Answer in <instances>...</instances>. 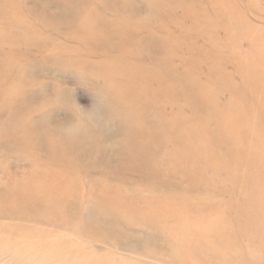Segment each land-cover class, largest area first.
<instances>
[{
    "label": "rangeland",
    "instance_id": "rangeland-1",
    "mask_svg": "<svg viewBox=\"0 0 264 264\" xmlns=\"http://www.w3.org/2000/svg\"><path fill=\"white\" fill-rule=\"evenodd\" d=\"M20 1L21 5L9 10L17 11V15L20 14L24 18H16L17 22L12 25L10 34L15 35V41L6 39L5 43L0 40V66L4 64V71L7 72L2 75L3 78L8 76L13 68L14 63L10 57L16 54L22 56L21 60L26 61L28 68L19 70L20 73L17 71L16 74H19L22 85L31 90L26 101H22V106L27 109L39 104L47 106L44 116L50 117L51 114V121L48 117V120L41 119L39 113H35L34 123L39 126L46 123L49 128H55L59 141H65L64 138L73 140L72 142L76 140L73 135H67V130L60 129V126L72 124L78 119L85 122L86 119L98 116L97 128L107 132V140H102L105 151L99 153L101 155L96 161L91 152L87 155L89 151L84 153L83 148L76 150L71 145L65 147L68 153H82V156H85L87 165H77L84 173L76 168L81 174L82 191L86 197L83 202V219L85 222L91 221L92 217L97 219L95 224L97 229H100L98 235L104 236L98 237V244L106 247L103 242H107L110 237L109 240H120L126 247L114 249L115 257H122L131 262L134 257L136 261L142 258L147 264H237L236 258L240 260L238 264H264V248L259 247L261 240L257 236L251 238L254 247L261 248L255 261L248 257H234L232 243L227 241L222 242L225 254L223 253L220 259L214 254L208 255L210 251L203 247L200 253L191 249L196 257L192 256L191 261H188L184 257L186 244L180 238L185 229L191 226L186 223L174 226V218H181H168L159 229H151L145 224L120 218L113 209L111 210L112 194L119 196L122 192L135 203H142L143 197H152L173 201L178 198L196 199L193 204L197 208L224 204L229 207L226 215L234 221V224L229 223L228 231L240 234L239 246L246 242L242 235L248 230L241 221L252 220L257 208L255 205H246L242 194L249 190V186L264 183V163L258 170L260 173L245 174L242 167H239L238 176H230L227 170L206 162L202 157L193 160V177L184 176L175 170L170 174V168L166 164L174 159L170 154L178 149L179 152L185 151L184 147L173 143L174 138H171L177 118L188 121L193 115L200 119L205 117V102L198 101L201 85H219L212 94V100L215 102L212 108L214 115L201 123L202 126L199 125L198 129L205 133L210 132L208 135L215 141L212 147L225 157L229 156L232 143L222 136L220 124L222 115L229 113L227 106L232 103L233 97L239 95L249 99L248 104L253 111L257 110V102L262 94H252L257 89V84L252 78L248 80L244 65L259 58L261 49L254 38L264 32V0H216L217 3L214 0ZM190 6L194 8L190 10ZM93 10L98 18L95 27L102 33L98 37L94 35L90 38L92 44L88 48L89 53L101 52L113 59L129 49L132 53L129 61L152 72L150 86H145L154 91L143 94V102L147 104L143 118L161 123L164 127L162 132L172 140L159 141L155 156H151L154 159L146 158L145 165L138 159L136 151L128 148V142L137 137L135 122L118 92L105 86L100 78L91 75L95 71L94 68H91L89 73L82 70L83 67L79 68L77 64L65 59L70 48L75 46L74 37L79 36L76 28L81 23V17ZM240 12L251 31L246 29L241 20L240 24L237 22L236 14L239 13L240 19ZM121 17H125L131 24L124 26L119 22ZM25 19L34 21L35 28L40 31L34 29V34H29L30 24ZM13 20L11 14H7L5 25L11 24ZM27 32L28 36L23 34ZM171 80L177 83L174 87L163 85V81ZM158 82L163 85L161 90ZM6 87L0 81V92ZM189 98L193 100L189 101ZM262 113L260 126L264 130L263 110ZM0 118L7 121L8 128L16 123L6 105L0 107ZM4 128L5 125L2 129ZM93 135V138H89L92 144L95 139H99L98 132L95 131ZM39 143L40 152L46 156L49 153L48 141L40 139ZM127 160L131 167L127 165ZM160 161L163 162L164 168L160 166V170V167H154L158 172L153 171L157 169L152 170V164H161ZM32 164L33 158L23 150L21 144L16 143L14 135L10 131H1L0 179H6L8 173L13 176L28 172V167ZM61 169L63 171L56 172L65 174L66 170ZM101 191L107 195H100ZM260 195V201L264 202V190ZM89 200L93 203L94 213H89ZM235 204L236 210L232 208ZM258 210L264 211V204H261ZM239 217L240 229L235 226ZM191 250L187 253L190 254ZM4 263L5 261H1L0 264Z\"/></svg>",
    "mask_w": 264,
    "mask_h": 264
},
{
    "label": "bare ground",
    "instance_id": "bare-ground-1",
    "mask_svg": "<svg viewBox=\"0 0 264 264\" xmlns=\"http://www.w3.org/2000/svg\"><path fill=\"white\" fill-rule=\"evenodd\" d=\"M214 1L216 2V0ZM18 5H21L20 0H0V40L5 43L6 39H9L10 42L16 39L14 38L15 35L10 34L12 33L11 28L17 22L16 18L17 20H22L23 16L17 15L15 10L12 12L9 10ZM193 8L194 6H190V10ZM7 14H11L14 20L11 24L5 25ZM238 14H236L237 22L240 24L241 20V23L246 26L242 13L240 14V19ZM25 20L30 24L29 34H34V29L40 31V29L35 28L34 21ZM97 20L94 10L81 17V23L77 26L76 33L79 36L81 33L86 34V36L82 37V34L80 38L79 36L74 37L75 46L70 48L65 59L68 62L77 64L79 68L80 66L81 68L83 67L82 70L86 72L94 68L95 71L91 75L100 78L104 81L105 86L112 87L118 92L122 102L130 109L131 117H133L135 122L134 129L137 137L128 142V148L136 151L138 159L141 160L143 165H145L146 158L149 159L152 155L155 156L159 141L172 140L171 138H174L173 143L184 147L185 151L179 152L178 149L173 154H170L174 158H172L171 163L168 162L166 164L170 168V174H173L172 172L175 170L184 176H191L194 174L192 173L194 169L193 160L202 157H204L206 162L227 170L230 176H235L236 174L238 176L237 170L239 167H242L245 174L246 172L250 175L252 173H260L258 170L264 163V130L260 126V121L263 117L261 115L263 114L262 110L264 111V96H262L264 95V72H262L264 71V32L254 38L259 49H261L259 58L255 55V59L257 58L256 60L254 59L255 62L244 65L248 80L252 78L257 84V89L252 94L259 93L262 95L258 99L257 110L255 111L248 104L250 102L249 99L239 95L233 97L232 103L227 106L229 113L222 115L220 129L222 136L226 137L232 144L229 156L225 157L212 147L215 141L213 137L208 135L210 132L206 131L205 133L198 129L201 123L214 115L212 108L213 104L215 106V102L212 100V94L215 88L219 86L218 83L212 85L206 83L199 87L198 101L205 102V117L200 119L193 115L188 121H183V119L178 117L176 124L174 123L171 138L165 136L162 132L164 127L161 123L143 118L144 109L147 108V104L142 99L143 94L154 91L150 87L147 88L145 86H150L149 82L152 78V72L131 63L130 56H132V53L129 49L124 50L122 54L113 59L101 52L89 53L90 50L88 48L92 44L90 38L94 35L98 37L102 33L95 27ZM119 22L124 26L131 24L125 17H121ZM246 29L251 31L249 26ZM23 34L29 35L28 32ZM17 38L19 37L17 36ZM10 58L14 65L5 78L2 76L5 73L7 74L4 71V64L0 66V81L7 86L6 89L0 92V107L8 106L9 112L15 117L16 123L11 128H8V125L6 126L7 121L0 118V132L10 131L14 135L16 143L21 144L23 150L27 151L33 158V164L30 165V168L28 167V172L13 174V176L12 173H8L6 179H0V263L5 261L4 264H147L142 258L139 261L138 257H136L138 261L134 260L135 257L134 259L130 257L133 260L132 262L122 257H115L114 253L116 252L114 249H125L126 245L120 240H109L111 239L110 237L109 239L107 238V242H103V246L106 247H102V245L98 244L100 240L98 237L102 235H98L100 229H97L98 227L95 224L97 219L90 217L91 221L87 220V222L83 219V202L86 197H84L82 191L80 172L82 174L84 172L78 169L77 165H87V163H85V156H82V153L73 155L71 152L68 153L65 147L66 145H71L76 150L85 149L83 152L87 153L89 151L87 155L91 152V156L96 161L101 155L99 153H104L106 148L102 147V140H107L105 135L107 132L97 128L98 116L86 120L83 119L85 122H81L78 119L79 121L76 120L72 124L61 125L60 129L67 130V135H73L76 140L72 142L73 140L64 138L65 141H59L60 138L55 128H49L46 123L40 126L34 123L35 113H39L38 116L41 119L48 120L49 118L51 121V114L49 115L50 117L47 116L48 118L44 116V110L47 106L43 104L35 106L32 104L33 106L28 109L22 106L24 104L22 101H26V97L31 90L22 85L19 74H16V72L20 73L22 69H27L28 64L26 61L21 60L22 56L19 54ZM168 83L171 85H168ZM176 84L172 80L169 82L163 81L164 86L174 87ZM163 85H158L160 90ZM190 100L193 99L189 98ZM39 111H42V115ZM46 111L49 113L50 109ZM3 125H5L4 129H2ZM95 131L98 132L99 139H95L97 142L93 141L92 144L89 142V138L94 137ZM40 139L49 143V153L46 156H43L40 152ZM108 159L107 163L109 162ZM152 159L154 158L149 160ZM160 162L161 164H157V162L154 163L155 165L152 164L153 168L151 169L162 167L163 162ZM127 163L130 166L128 160ZM61 168L66 170L65 174L56 172L62 170ZM162 168H164V165ZM195 168L197 169V166ZM158 169L153 171L158 172ZM263 190L264 183H255L249 186V190L242 194L246 200V205H255L257 210L254 212L252 220L249 222L241 221L245 229L248 230L242 235L246 244L243 242L244 244H241V246L238 244L240 234L228 231L229 223L234 224V221L226 215L229 207L224 204L197 208L193 204L196 199L186 200L178 198V200L173 201L168 198L155 199L152 197H143L142 203H135L133 200H129L126 197L127 195L122 192L119 196L112 194L111 210L113 209V212L117 213L120 218L130 222L145 224L151 229H159L162 224L166 223L168 218H181H174V226L184 225V223L191 226L190 228L188 227L189 229L186 227L187 229H185L180 238L186 244L185 247L187 249L184 257L188 261H191V257L196 255L192 253L193 249L200 253L203 247L210 251L208 255L214 254L217 259H220V256L224 253L222 248L223 241L232 243L234 257H248L255 261L261 248H264V211L258 210L259 206L264 204L263 201V203L260 201V192ZM100 193L102 196L107 195L102 191ZM92 204L90 200L87 201V207L90 205L91 209L89 210L90 212L88 211L89 213L95 212ZM232 208H237V205L232 206ZM191 209H193V212H191ZM235 226L240 229V217ZM256 236L261 240L260 249L254 247L252 243L251 238ZM105 237L107 236L105 235ZM189 249H192L190 254L187 253ZM239 261L236 258L235 262L237 264L240 263Z\"/></svg>",
    "mask_w": 264,
    "mask_h": 264
}]
</instances>
